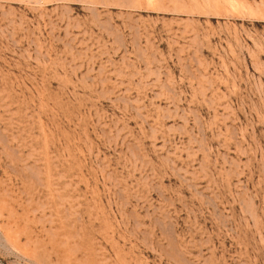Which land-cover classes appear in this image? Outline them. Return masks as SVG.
Masks as SVG:
<instances>
[{
  "label": "rangeland",
  "instance_id": "obj_1",
  "mask_svg": "<svg viewBox=\"0 0 264 264\" xmlns=\"http://www.w3.org/2000/svg\"><path fill=\"white\" fill-rule=\"evenodd\" d=\"M0 264H264V0H0Z\"/></svg>",
  "mask_w": 264,
  "mask_h": 264
}]
</instances>
